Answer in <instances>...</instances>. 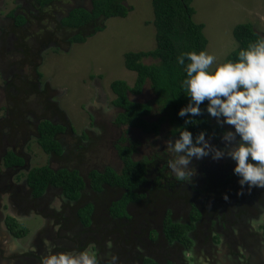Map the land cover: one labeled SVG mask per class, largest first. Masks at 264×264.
<instances>
[{"label":"trees","instance_id":"trees-1","mask_svg":"<svg viewBox=\"0 0 264 264\" xmlns=\"http://www.w3.org/2000/svg\"><path fill=\"white\" fill-rule=\"evenodd\" d=\"M27 1L31 9L35 11L34 17L16 12L15 9L11 10L7 14V18L10 19L9 32L26 43L24 41L26 35L20 37L18 34L22 27L30 26L29 22L35 24L44 35H50L51 31L54 33L53 28L56 30L57 25L69 32L63 37L66 49L73 43H84L87 38L103 31L109 18L126 17L133 9L126 0H88L87 7L83 3H75L74 0ZM151 7L156 46L150 51L125 54L124 65L128 70L135 72L136 78L133 86H129L124 81H114L110 85L112 93L116 96L112 104L120 109L114 121L115 124L128 129H139L142 133L160 138L161 124L166 122L167 139L172 140L178 135L177 128L184 127L193 134V137L203 130L206 133V139L212 135L215 144L222 145L219 142L220 135L226 128L217 125L215 118L203 111L206 101L200 105L202 115L188 118L186 124L184 122L186 117L177 116L178 110L188 102V97L180 87L184 73L183 66L176 63V56L186 51H205L208 42L203 33V23H196L193 19L195 10L192 0H151ZM0 29L4 34L8 33L4 27ZM232 35L242 48L246 47L250 41H254L259 34L254 31L250 22H246L236 25ZM40 46L38 53L43 45ZM30 47L33 49V46ZM237 51L238 49L235 48L222 62L228 59L235 60ZM145 59H151L153 62L144 63ZM39 66L40 61L32 68L36 80L42 76L38 70ZM146 85L150 88L152 102L130 100V95H140ZM153 104L158 106L161 116L155 121H149L148 116L153 112ZM22 107L26 111L30 108V103L24 101ZM56 115L58 121H65V115L62 112ZM38 132L42 149L60 160L62 147L55 137L58 133L66 132L64 126L60 122L53 125L49 119H43ZM131 152L132 149L129 147L119 148L122 159L119 171L108 167L104 171L92 169L86 174L84 172L81 174L73 167L76 165L73 160H70L68 166L57 164L59 167L56 170L48 166L34 169L30 172L31 192L36 197L40 196L49 185L60 187L64 196L77 204V221L85 226L91 222L90 214L94 210H99L98 213L107 215L108 226L121 228L126 225L124 221L129 220L141 207V203H144L145 211H148L150 215H143L140 219L143 217L145 219L147 216L153 219L159 218L160 221L156 224L160 223L161 230L159 233L156 230L145 229L141 233L144 235L147 233L150 240H155L160 235L166 242L176 241L186 248L192 244L188 234L192 229L195 230V223L202 222L203 218L209 214V210L212 211L209 222L213 229L217 221L222 227L226 226L222 219L231 223L233 218H230V215H233L235 210L243 214L241 216L245 219L256 218L259 213L258 208L264 206V188L253 187L248 190L246 185L241 188L237 183L238 178L232 173L234 163H227L224 159L216 162L209 157H207L209 159L203 158L205 161L202 160V164L194 168L195 174L190 181H177L167 167L168 159L164 153H154L150 157L141 156L140 159H133L130 157ZM69 153L71 159L73 151ZM161 161L165 163L161 164L154 173L147 172L148 168L159 165ZM216 164L220 165L223 171L222 176L211 174L209 168ZM152 177H154L153 180L149 181ZM148 182L152 183L148 185ZM112 189L117 190L116 196L107 197ZM83 194H88L90 200L81 201L84 198ZM101 194H104L106 198L99 197L97 201L92 199ZM224 196H227V200L223 198ZM181 202H184L186 207L189 206V212L182 216L178 214L181 212L179 208ZM83 203L84 205L81 206ZM212 207L214 209H210ZM226 211L228 214L225 213ZM7 227L16 237L27 234L25 229L15 228L10 222L7 223ZM217 236L218 234L212 239L215 243L218 241ZM122 246L119 255L116 254L117 259L127 252L125 249L127 245L122 244ZM140 264L157 263L150 258H141Z\"/></svg>","mask_w":264,"mask_h":264},{"label":"rangeland","instance_id":"rangeland-1","mask_svg":"<svg viewBox=\"0 0 264 264\" xmlns=\"http://www.w3.org/2000/svg\"><path fill=\"white\" fill-rule=\"evenodd\" d=\"M25 2L26 0H0V27L3 26L6 31H9L10 19L7 18V14L14 9L16 12L25 11ZM74 2L83 3L86 7L89 6L88 0H74ZM126 2L133 8L126 17L109 18L106 21L103 31L97 32L87 38L84 43H74L71 47H67V49L63 37L69 32L57 27V25L55 26L56 30L53 28L54 33L51 31L50 35H44L38 30L35 24L29 23L30 26L28 28H26V25L22 27L18 35L20 37L25 35L33 37L30 39V41L35 42L33 49L29 45H23V41L18 37L16 38L15 34V38L12 35L10 37L7 35L5 38L6 41L0 43V66L4 61L5 63L10 61V57L3 56L4 54L16 53V58L14 59L13 57L14 63L11 62L6 65L5 72L8 68L10 69L9 75L5 74L8 76V80L11 79L12 73L15 72L13 70L14 68H11L12 65H15L22 71H26L28 70L26 64L33 66L40 61L41 66L38 68L43 76L40 79L41 84L48 79L52 87L60 90V95L55 94L54 99L59 101V108L66 114L69 125L75 127L76 133L80 134L83 129L89 128V114L86 112V106L89 105V102L97 94L98 88H96V83L100 84V90L104 93L106 104L108 107H111L112 100L116 97L111 91V83L114 81H124L129 86H133L135 82V72L128 70L124 65L125 54L129 52L150 51L156 46L155 28L152 23L153 13L151 0H126ZM192 6L195 10L193 16L194 21L196 23H203L204 25L203 33L208 41L205 51L214 55L216 62H222L236 48L237 43L232 35L233 28L236 25L251 22L253 23L254 29L264 33V0H192ZM4 36L5 34L2 38ZM40 45H43V49L41 48L38 53L41 47ZM19 53L28 54L27 61ZM18 58L20 60H17ZM152 62L153 60L151 59L144 60V63L147 64ZM27 73L31 80L35 81L33 71L29 69ZM2 83L0 78V86H2ZM130 100L136 102H152L153 97L148 85L144 86L143 92L140 95H130ZM3 104L0 100V108H2ZM153 107L156 110L148 118L151 121H155L161 116V113L158 111V106L153 104ZM2 115L3 111H0V117ZM223 126L226 129H230L231 127L226 124ZM161 127L162 136L160 138L148 134H141L138 130L134 132L135 134H125L127 137L130 136L138 145L135 159L154 153H164L167 159L172 158L173 154L167 151L165 144V141L171 140L166 138V131L168 129L166 122L162 123ZM111 133L112 131L108 129L102 135L100 134L101 136L98 135V138L101 137L98 140L101 143L103 142L102 147L98 148V144L93 143L91 151L93 155H98V158L89 160L91 158L89 155L87 163L90 166L101 168L111 164L117 169L121 168L119 165L122 164L117 158L116 163H113L112 160L116 156V150L110 143ZM207 139L210 144L215 145L217 148L224 147L221 140L219 142L222 145L215 144L212 135ZM32 143L34 144V141ZM71 143L73 144L72 141ZM33 150H35L34 146ZM75 155L77 160L82 162L83 158L79 157L80 154L75 153ZM207 157L211 158V155L203 158L209 159ZM203 158L199 160L193 158L189 167L195 168L202 160L205 161ZM46 159L47 156L40 152L37 157L33 158L31 166L44 165ZM58 201L56 203L52 202L53 205L51 206L55 207V210H51V212L40 210L41 212L38 211L37 217L21 221L29 227L30 232L33 233L35 230L38 232L35 233L30 241L29 248L26 249L30 256L26 254L23 259H16L17 261L24 262V264H40L41 257L46 254L49 248L52 252H66L73 250L79 251L88 245H95L100 264H104L112 255H119V252H121L120 248H123V244L124 246L127 245L125 248L127 252L122 256L125 262L130 261L132 264H139V256L142 255L143 249L140 248L138 241L133 240L131 237L127 238V234H129L127 231L130 232V235L132 234L131 232L137 231V238L140 237L139 229L142 232L145 231L144 227L138 228L134 224L138 222L136 218V221L130 229H126L123 226L121 228L119 226L116 228L100 226L98 228L95 224L96 227L93 231L97 233L96 237L89 235L84 245L79 246L80 239L85 236L79 233H75L76 235L72 234L77 226V223L70 219L73 211L63 217L62 212L66 209L65 203L67 202H63V206L60 203V206ZM73 204L67 203L68 207ZM260 207L262 208L263 206ZM69 209L71 211L74 207L71 206ZM56 210L60 214L54 212ZM47 215L49 217L54 216L56 220L47 221ZM241 215L243 214L235 210L233 215H230L233 218L231 224L225 222L230 226L232 231L231 233L226 231V237L230 238V240L225 242L222 247H227L225 249L235 259L234 262L230 261L229 257L225 259L221 249L217 247L214 249V252H206L208 250L206 249L201 254H198L197 249L201 245L195 244L190 251H183L181 254V264H244L246 261L251 264H264V207L261 209L260 215L257 218L245 219ZM94 220L95 223L97 220L95 218ZM100 228H103V230H100ZM60 229L61 233L66 232V235H63V237L70 241L68 242L66 240V243L70 245L68 248L54 246L58 242L57 239H59L58 233ZM69 231L72 233H69ZM28 239L29 237L21 241L19 245L26 247L28 245ZM125 239L126 241L124 242ZM230 245L232 246L230 247ZM171 247L172 245L170 244V247L166 249L160 248L156 252L157 255L152 254L159 259L165 258L169 253L167 249ZM116 248L117 250H115ZM218 251L220 253H217ZM122 257L117 259L118 264H123L122 261L124 259Z\"/></svg>","mask_w":264,"mask_h":264},{"label":"flooded vegetation","instance_id":"flooded-vegetation-1","mask_svg":"<svg viewBox=\"0 0 264 264\" xmlns=\"http://www.w3.org/2000/svg\"><path fill=\"white\" fill-rule=\"evenodd\" d=\"M25 4H26L25 11H22L20 13L23 14L25 13V15L28 14V17H30V15L34 17L35 11L31 9V6L27 0ZM251 24L253 26V23ZM9 31H6L8 33H5L4 38H2L4 32H2L0 29V36H1L0 43L6 41L5 38L7 35H9V37L11 35L14 37V34ZM254 31L260 36H264V33H261L256 29H254ZM32 38L33 37L26 35V38L24 40L26 43L22 42L23 45L33 46L35 42L30 41V39ZM4 51L6 52V50ZM15 54L16 53L13 54L12 52L7 55L4 54L3 56L10 57L9 58L10 61L8 63H5L4 61V63L0 66V78L3 82L2 86H0V93H2L0 94V98H1L0 100L4 103L2 108H0V111H3V115L0 117V264H24V262L21 263L16 259H23V257L26 256V254L30 256L28 250L26 249L29 248L31 239L38 231L35 230L33 233L30 232L29 227L23 224L21 221L29 220L33 217H37L38 211L41 212L40 210L45 212H49V211L51 212V210H55V207H52L51 205H53L52 202L56 203L57 200H59L58 201L59 205L60 203L62 205L63 202H67L69 204L74 203L73 205L69 206V207L71 206L74 207V209H72L71 211L67 203H65L66 209L63 210L62 216L64 217L65 215L70 214L73 211L71 213L70 219L72 221H75L77 223V226L75 227V231L73 233L71 231H69V233H72L73 235L75 233H79L80 235L85 236L84 238L80 239L79 246L84 245L86 238L89 235H91L92 237H96L97 233L93 231L96 225L98 228L100 226L101 227L106 226L108 228V221H107L108 218L106 219L107 215L102 214L101 212L98 213L99 210H94L90 214L91 222L88 226H85L79 221H77L78 220L77 207H76L77 204L67 199L64 196L60 187L49 185L40 196L35 197L31 192V187L29 183L30 172L34 169L41 168L44 166H48L52 170H56V168L59 167L57 164L59 165L64 164V166H68L70 165V160H73L74 163H76V165H73V167L77 169L78 172L81 174L83 172L86 174L92 169L104 171L108 167L115 171H119L120 168L117 169L113 167L111 164H108L107 166L103 165L104 167L98 168L96 166H90L87 163L88 162L87 159L89 155L91 156L89 160L93 158H98V155L97 156L93 155L91 151L93 143L98 144V148H101L103 142L101 143V141L98 140L99 138H101V137L98 138V135L100 134L102 135L108 129L111 130L112 133H111L110 143L116 150V156H114L112 160L113 163H116V158H117L118 161L121 162L122 164V159L119 154V148L122 147L131 148L132 152L130 157L135 159L137 156L136 151L138 147L136 142L132 140L130 136L129 137L125 136V134L131 135L132 133L137 132L136 130L140 131L139 129H128V128L126 129V127L124 126L115 124L114 121L118 116V114L120 113V109L113 104L111 105V107L104 105L105 102L104 93H102L100 88H98L97 94L94 97L95 99L94 104H92L91 105L92 107L90 106V108L86 106V112H88L89 114V122H88L89 128L83 129L80 134L76 133L75 127L69 125V123L67 122L66 114L64 113V111H62L59 108V104H58L59 101L54 99L55 94H57L58 96L60 95L61 93L60 90H58L56 87H52L48 79L41 84L40 79L43 76H41L38 80H36L35 77H34L35 81L31 80L27 71L29 69L32 70L33 66L31 65L29 66L26 64L28 70L22 71L18 69L15 65H12L11 68H14L13 70L15 72L12 73L11 79L8 80V76H6L5 74L10 73V69L8 68L7 71L5 72L6 65L10 64L11 62L14 63V59L16 58ZM20 55L27 61L28 54L24 53ZM17 60H20V58H18ZM39 72L41 73V71ZM33 75H35L34 72ZM24 101L30 103V108L27 109L26 111L23 110L22 107ZM95 102H98L99 104ZM155 110L153 107V112ZM56 112L57 113L62 112L65 115L64 122L58 121V116L56 115L57 114ZM14 118L16 120H14ZM43 119H49L53 125H56L60 122V124L64 126V128L66 129V132H63L62 134L58 133V136L55 137V139H57V141L60 143L62 147V152H61L62 158L60 160L55 159L52 154L46 153L42 149L39 143L40 133L38 131H39L40 123L42 122ZM140 133L145 134L142 133L141 131ZM83 134H85L84 137ZM32 141H34V144L32 143ZM71 141L73 142V144L71 143ZM77 144H79V146L75 147ZM33 146L35 150H33ZM70 151H73L71 159L69 153ZM40 152L41 154L47 156L46 163L44 165L31 166V162L33 158L37 157ZM75 153L80 154L79 157L83 158L82 162H79L77 160V158L75 157L76 156ZM146 156L150 157L151 155L149 154ZM140 158L141 157H139L138 159ZM222 159H224L227 163H234L231 159L227 157H224ZM163 163H165V161H161L159 162V165L157 164L154 167L148 168L147 172L154 173L155 170H157L160 167V165ZM219 166L220 165L216 164V166L212 165V167L209 168L212 174L216 176L223 175V171ZM216 167L217 169H215ZM154 177L150 178L149 181H152ZM150 183L152 182H148L147 184L150 185ZM116 193L117 190L112 189L110 193L111 196L109 195L107 197L114 198L116 196ZM83 196L84 198L81 199V201L85 199L90 200L88 194L85 195L83 194ZM99 197L106 198L104 194L103 195L101 194V196L99 195L96 198L92 197V199H95L97 201ZM91 202L94 203L93 201ZM82 205H84V203L81 204V206ZM179 208L181 209V212H179L178 214L181 216L184 213L187 214L189 212V206L186 207V204L184 202H181ZM259 208H258L259 210L258 216L260 215V211L262 209ZM210 209H214V207ZM54 212L57 213L58 211L56 210ZM208 213L209 214L203 218L202 222L197 221L195 223L196 224L195 230L192 229L191 232L188 234L189 237H191V243H192L189 248L180 246V244L177 243L176 241H173L171 243L166 242L165 240L162 239L160 235H158L155 240H150L148 238V234L147 233H145V235L142 234L141 233L142 231L140 229H139L140 232L139 238H137L136 236V234L138 233L137 231L131 232L132 233L131 235L130 232L127 231V233H129L127 234V238L131 237L133 240L138 241L140 248L143 249L142 255L139 256L138 263L140 264L141 258H150L157 264H169V263L181 264L182 263L181 254L183 253V251L184 252L190 251L191 249H193L195 244L201 245V247L197 249L198 254H201V252L206 249H208L206 250V252H214L215 251L214 249L217 247L221 249L225 259L229 257V260L234 262L235 259L232 257L230 252L228 253V251L226 250L227 247H222V245L225 244V242H228L230 240V238L226 237V231H228L229 233H231L232 231L230 226L227 225L229 223L228 222L227 224L225 223L227 227L226 226L222 227V225L218 224L219 222L217 221L214 228L212 229L209 222V218H210L209 216L212 213V211L209 210ZM225 213L228 214L227 211ZM57 214L60 213L58 212ZM147 214L150 215L148 211H145L144 203H141V207L133 213V216L129 220L124 221L126 222V225L123 227L126 229H130L133 223L136 221L135 220L136 218L138 222L134 224L138 228L144 227L145 229L156 230L157 232L160 233L159 231L161 230L159 226L160 223L159 225H157L158 223L156 224V222L160 221L158 220L159 218L153 219L151 218V216H149V218L147 216V218H145L147 220H145L144 217L143 219H140L141 216ZM94 218L97 220L95 223H94ZM53 219L56 220L54 216L49 217L47 215L46 218L47 221H51ZM222 220L223 222H226L224 219ZM8 222L13 224L15 228L25 229L27 234H25L22 237H16L8 229L7 227ZM45 230L47 231L46 228ZM100 230H103V228H100ZM58 234H59V239H57L58 242L54 246L65 247V248L70 247L69 243H66L68 240L65 239V237H63V235H66V232L61 233V229H60ZM216 234H218L217 236L218 241L215 243L212 239L213 237H215ZM28 237H29V239L27 240L28 245L26 247H22L21 245H19L21 241L25 240ZM59 241H61V243H59ZM125 241L126 239L124 240V242ZM170 244L172 245V247L170 249H167L169 250V253L168 255H166L165 258L159 259L154 256L157 255L156 252H158L160 248L166 249L170 247ZM231 246L232 245H230V247ZM217 253H220V251H218ZM122 258L124 259V257ZM122 263L132 264L130 261L125 262V259L122 261ZM244 264H251V263L246 261L244 262Z\"/></svg>","mask_w":264,"mask_h":264},{"label":"clouds","instance_id":"clouds-1","mask_svg":"<svg viewBox=\"0 0 264 264\" xmlns=\"http://www.w3.org/2000/svg\"><path fill=\"white\" fill-rule=\"evenodd\" d=\"M236 48V59L223 62H216L204 50L176 56L184 73L180 87L188 97L177 116L186 117V124L188 118L202 115L200 105L206 101L203 111L217 125L231 126L220 135L223 148L210 144L203 130L193 137L186 128H177L178 135L165 141L173 154L167 167L177 181H190L195 174L189 167L193 158L211 155L214 161L227 157L234 162L232 173L241 188H264V36ZM40 264H100V260L95 245H88L79 251L52 252L49 248ZM105 264H117V257L112 255Z\"/></svg>","mask_w":264,"mask_h":264},{"label":"crops","instance_id":"crops-1","mask_svg":"<svg viewBox=\"0 0 264 264\" xmlns=\"http://www.w3.org/2000/svg\"><path fill=\"white\" fill-rule=\"evenodd\" d=\"M73 44H74V43H73ZM71 46H72V44L70 45V47H71ZM69 49H70V48H69ZM53 84H54V83H53ZM96 85H97L96 88H100V87H101L99 83H96ZM55 86H56V85H55ZM94 100H95V99L91 100V101L89 102V105H87V107H88V106L90 107L92 104H94ZM104 101H105V102H104V105L107 106V104H106V100H104ZM95 103H98V102H95ZM87 104H88V103H87ZM98 104H99V103H98ZM89 107H88V108H89ZM91 107H92V106H91ZM71 117H72V116H71ZM79 117H80V116H79Z\"/></svg>","mask_w":264,"mask_h":264},{"label":"bare ground","instance_id":"bare-ground-1","mask_svg":"<svg viewBox=\"0 0 264 264\" xmlns=\"http://www.w3.org/2000/svg\"><path fill=\"white\" fill-rule=\"evenodd\" d=\"M3 236V235H2Z\"/></svg>","mask_w":264,"mask_h":264}]
</instances>
